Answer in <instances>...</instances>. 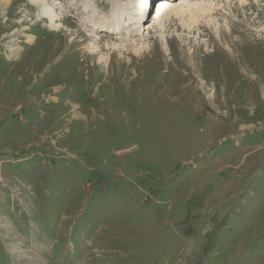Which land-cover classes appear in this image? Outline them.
<instances>
[{"label":"rangeland","instance_id":"rangeland-1","mask_svg":"<svg viewBox=\"0 0 264 264\" xmlns=\"http://www.w3.org/2000/svg\"><path fill=\"white\" fill-rule=\"evenodd\" d=\"M1 1L0 264H264V0Z\"/></svg>","mask_w":264,"mask_h":264},{"label":"bare ground","instance_id":"bare-ground-1","mask_svg":"<svg viewBox=\"0 0 264 264\" xmlns=\"http://www.w3.org/2000/svg\"><path fill=\"white\" fill-rule=\"evenodd\" d=\"M86 1H89V0H86ZM122 1L123 0H108L107 1V2H109V3H111L112 5L115 6V11H113V15H111V17H109L108 19L100 20L101 24L99 22H95V21H98V20H95L96 19L95 16H92V15L85 16V15H83V17H82L84 19L83 25L87 24V23H90V22H94L96 28H100L101 30H110V31H113V32L121 33V34L124 33L126 30H129V28H128L129 26L124 28V29L120 28L121 18L116 13V12H119V9H120L122 3L125 2V1L124 2H122ZM147 1H149V0H143L142 1V4H143L142 7H143V10H145V11L149 10V8H150L149 5L147 4ZM30 2L33 5L38 6V7H41L43 5L45 8H43V10L40 11V15L39 16H41V17H43V19L47 20V22L49 23L50 27H53V26H54V28L58 27L59 31H60V27L57 25V22H58V20L62 21L63 17H61L60 14L57 13V9L58 8L60 9V7L64 6L62 4V2L58 1V3H57V2H55V0H30ZM127 2H129V0ZM172 2L173 1H171V0H160V1H158L157 3H155L153 5V15H156V18H157L158 21L161 22L162 15L164 14V12L171 11L172 9H174L175 6H174V4ZM7 3L8 2H6V1H1L0 2V11L3 10L6 5H8ZM57 4H60L61 6L59 7ZM86 9L88 10V8H86ZM122 10L123 9H121V11ZM201 10L203 12L202 15H204L205 14L204 12L206 11V7L200 9L199 11H201ZM186 11H188V14L190 15V18L193 19L195 11L190 10L189 8ZM160 22L158 23L159 27L161 26ZM100 25H101V27H100ZM112 27H114L115 29H113ZM13 35L14 34H11V36L9 35L11 37V39L7 43H9L8 47L11 50V52H13V54H15V53H17L18 51L21 50V47L17 48V47L14 46L13 43H15L17 41V39L15 37H13ZM160 36H161V38H163V34H161ZM105 43H102V41H101V44H105ZM113 45L116 46L115 44H113ZM135 45H136V51L140 52L141 55H143L146 52V50L148 49V45L147 46L143 45V44L139 45V46H138V44H135ZM113 48H111V49H113Z\"/></svg>","mask_w":264,"mask_h":264}]
</instances>
